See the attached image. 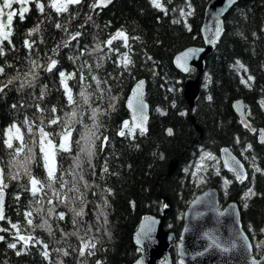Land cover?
Listing matches in <instances>:
<instances>
[{"label":"trees","instance_id":"1","mask_svg":"<svg viewBox=\"0 0 264 264\" xmlns=\"http://www.w3.org/2000/svg\"><path fill=\"white\" fill-rule=\"evenodd\" d=\"M209 1L191 0L195 11L191 17L186 18L192 28L191 32L183 23H172L174 19H182L178 9L185 7L184 0H171L170 3L165 0L169 9L167 15L154 9L149 0H116L109 7L96 9L95 12L89 7L92 0H83L82 4L72 6L69 13L60 16L50 13L47 8L42 15L34 4H29L27 6L30 11L25 14L23 21L18 16L13 18L12 40L15 47L6 45V54L0 56V65L5 67V75L0 76V81H6L18 71H27L31 60L46 67L51 57L58 64L52 72L44 71V67L38 68V76L32 87L17 90V82L6 89L5 94H0V130L13 123L26 127L23 122L27 118L36 124L44 119L47 131H60L56 125L47 127V121L53 115L50 112L53 106L57 108L55 115L61 117L73 107L67 104L59 82L58 72L64 71L66 74L76 73L68 83L75 100L81 105L78 111H83L84 124L91 126V109L98 107L101 113L98 115V135L101 140L104 136L108 137L103 146L100 140L96 141V155L92 160L94 172L86 162L83 164V175L90 185L85 189L83 182L79 183L84 193L83 205L80 199L74 201L77 208L85 206L81 235L85 224L93 226L88 236L95 238V255L81 258L78 251H73L78 249L79 240L71 235L65 237L60 231L63 229V232L71 233L76 230L71 222L72 213L64 204L56 202L55 213L48 217L46 209L53 205L47 204V197L43 203L45 211L39 216L34 213V223H40L41 217L48 219L53 235L39 228L35 232L31 228H21V234L31 232L49 245L52 264H57L60 260L63 264H79L81 259L86 264H96L97 261L101 264H133L141 253L133 235L142 216L153 214L161 217L164 205L169 206L165 225L179 237L189 203L205 186L218 187L222 203L236 200L241 207L244 228L252 240L264 239V233L260 232L264 228V175L255 173V179L252 180L253 164L264 169V143H259L257 135L258 129L264 127V104L261 103L264 101V0H239L225 16L224 35L206 59L202 94L191 109L183 97V86L186 77H196L197 71L191 69L188 75L182 74L175 67L174 58L187 47L203 45L201 25ZM13 8L18 9L19 5L14 4ZM173 8L177 11H172ZM88 15L92 16L91 21H87ZM56 23L66 26L72 33L81 31L82 35L78 41H71L68 47H64L68 36L65 31L55 27ZM37 24L40 25L39 32L27 37L28 31ZM81 24L85 26L81 28ZM118 29H123L129 35L130 52L123 47L122 41L113 42L112 47H119V52L111 51L103 44V52H93L96 43L106 41ZM26 38L30 42L35 41L31 50L24 47L23 41ZM54 49H57L55 53ZM124 52H129L133 62L128 69L121 64ZM237 60L245 66L247 72L238 69ZM97 63L101 67L97 68ZM8 64L12 67H7ZM81 72L86 77L84 86L92 93L89 98L90 106L83 105L78 95ZM92 75L102 81L99 89L91 79ZM249 75L254 79L249 81L250 87H246L241 83V77L247 79ZM143 78L146 79V98L150 103L149 131L144 136L137 134L134 140L120 137L118 132L122 122L130 120V113L125 106L126 99L134 84ZM42 91L45 93L43 99L40 98ZM209 96L212 97L211 100L208 99ZM113 97L116 99L113 100ZM239 97L248 105V118L256 129L255 132L241 124L232 108V101ZM173 102L175 108L172 107ZM110 104L115 105L114 110L109 107ZM13 105L16 107L13 108ZM36 105L44 111H38ZM157 108L166 111L167 115H161L156 111ZM180 112L186 115L181 116ZM196 125L200 126L201 131ZM76 128L77 131L73 132L74 139L79 138L82 125L77 124ZM168 128L173 129L172 136L166 134ZM25 141L31 146L27 135ZM249 144L252 148L245 151ZM224 146L231 147L246 163L249 179L240 183L232 173L224 169L221 162L206 160L207 170L201 172L205 182L198 187L193 175L196 162L205 151L219 156L220 149ZM76 151L78 149L74 145L72 153H64L58 157L64 170L72 168ZM9 159V150L0 143V167H6ZM175 160L178 161L177 169L172 175H168L169 167ZM105 164L108 167L107 173L103 171ZM217 168L220 175H216ZM32 171L42 178V167L33 165ZM224 178L232 181L227 186V191ZM65 179L70 181L72 178L66 176ZM6 182L7 219L0 221V226L9 231L0 232L5 236L4 242L0 244V264H49V260L40 255L39 245L30 247L21 256L15 254L16 250L7 247L8 243L15 242V230L11 229L9 221L26 225L23 213L34 210L36 205L30 193L21 187L26 179ZM248 187H254V191L260 195L249 199L248 207L244 208L245 201L242 197ZM108 189L111 190L110 194L106 191ZM17 195L20 196L19 200L16 199ZM105 198L108 201L107 207H104ZM98 205L107 215L106 225L103 217L97 220L100 211ZM60 212L65 213L64 220L57 218ZM250 225L255 230L256 239H253V232L249 231ZM106 232L110 235L105 234ZM20 247L18 244L17 250ZM56 248L67 250L70 255L63 256L62 253L53 251ZM255 250L258 252L256 248ZM171 254L175 261V247L171 248Z\"/></svg>","mask_w":264,"mask_h":264},{"label":"snow or ice","instance_id":"2","mask_svg":"<svg viewBox=\"0 0 264 264\" xmlns=\"http://www.w3.org/2000/svg\"><path fill=\"white\" fill-rule=\"evenodd\" d=\"M151 6L163 12L165 15L168 14L169 9L166 7L165 0H149ZM168 3L171 0H167ZM229 4H234L236 0H228ZM83 3V0H0V56H4L5 46L15 47L13 44L12 36V24L13 18L18 16L21 21L25 19V14L30 11V8L27 6L29 4H34L35 8L43 15L45 14V9H49V12H54L57 16L67 14L70 12V8L75 5H80ZM113 3V0H92V3L89 5L92 12H95L96 9H102L107 7L109 4ZM19 5L18 9H14L13 5ZM185 7L179 8L178 13L182 19H174L172 23L180 24L183 23L189 32L192 31L191 26L187 23V17H191L194 14L195 9L192 8L191 0H184ZM187 9V10H186ZM172 11H177V9L173 8ZM92 16H87V21H91ZM86 21V23H87ZM85 25L81 24L80 27L83 28ZM55 27L58 29H62L67 33V40L64 42V47H68L71 41H78V38L82 35L81 31H76L74 33L69 32L68 28L61 23H56ZM40 25L37 24L35 27L30 29L27 33V37H32L34 33L39 32ZM223 28L219 19L215 24L214 32L212 37L208 42L215 44L218 38L221 36ZM132 39H138V37H132ZM114 41H122L123 47L128 48L129 52L131 51V45L129 44V35L123 30L118 29L114 34H112L106 41L96 43L93 48V52H103V47L109 48L111 51L119 52V47L113 48ZM35 41H31L26 38L23 41L24 47L31 50ZM59 47V46H58ZM57 49H54L55 53ZM199 51H203L200 49ZM129 52H124L121 55V64L125 69L129 68L131 65L132 59L129 56ZM195 50L190 49L188 52L182 54V56L177 57V64L184 68L185 71L188 69L181 63L182 61H186L189 58L190 54H194ZM83 55V52L80 53ZM79 57H77L78 59ZM69 59H73V57H69ZM151 59V57H149ZM58 61L49 57V63L46 67L37 63L36 60L29 61L30 67L25 72H17L15 76L11 78H7L6 81H0V94H5V90L10 86H13L15 83H19V88L17 90H21L26 87H32L33 82L36 80L38 76V72L36 71L38 68L44 67V71L52 72L53 69L56 68ZM236 66L238 69H243L247 72L245 66L239 61H236ZM7 67H12L11 64H8ZM83 67V66H81ZM96 67H101V64L97 63ZM89 72H91V68H89ZM5 75V67L0 65V76ZM60 78V85L63 89V94L67 98V104L69 106H73L71 111L65 112L64 116L55 115L57 113V108L53 106L50 109V112L53 114L50 119L47 121V127H51L52 125H56L60 128V131H47L45 126L44 119L40 120L39 124H36L34 121H29L25 118L23 124L26 127H22L21 125H17L15 123L9 125L6 129L0 130V143H2L3 147L9 150L10 159L7 162L6 167H0V221H5L7 217L4 212V204H5V189L8 188V182L10 180L19 181L21 179H26V183L21 185L24 191L30 193L33 197V202L36 207L34 210H27L23 213L24 219L26 221V225H20L17 223H11L9 221L11 229L15 230L14 240L15 242L8 243L7 247L9 249L16 250L15 254L17 256H21L25 254L30 247L40 246V255L44 257L45 260H49V264H52L50 261V251L49 245L45 243L43 240L39 239L36 236H33L31 232H28L27 235L21 234V228L23 227L25 230L31 228L32 232H35L37 228L45 230L49 235H53V228L49 224L48 219L41 217V222L36 224L34 223V213L36 216H39L42 212L45 211L43 207V203L45 201V197H47V204L53 205V207H48L46 209L47 216L51 217L55 213V203L64 204L69 208V211L72 213L71 222L76 229L71 233L63 232L61 229V233L63 236L67 237L69 235L77 237L79 240L78 249H73V251H78V256L84 258L86 256L95 255L94 249L96 248V243L94 242V237H89L88 233L92 231L93 226L89 224L84 225L83 235L80 233V227L82 223V218L85 215V206H81L79 208L75 207L74 201L76 199H80L83 205L84 201V193L81 191L79 187V183L83 182V186L85 189L89 188L90 185L85 180L83 175V164L86 162L90 168L93 169L95 166L92 163L93 158L96 155V141H101V146H103L107 141L108 137L104 136L101 140V136L98 135L99 131V123H98V115L100 113V109L98 107L91 109L90 119L92 120L91 126L84 124L83 122V111H78L81 108V105L75 100L73 95L72 87L69 85L68 81L72 80L76 73H68L66 74L64 71L58 72ZM30 77V79H29ZM86 77L83 75V72L79 75V82L81 84L80 91L78 93L79 97L83 101V105H89V98L92 93L87 91V88L84 86V81ZM91 79L96 82V87L99 89L102 81L95 75L91 76ZM254 78L249 75L247 79L241 77V83H243L246 87H250L249 81H252ZM106 83V81H104ZM144 85L145 81L140 80L136 83L135 87L132 89V94L127 100V107L131 110V120H124L118 132L120 137H130L131 139H136L137 134L140 136H144L148 132L147 128V120L148 116L146 114V109L148 108L147 103L144 100ZM90 87V85L88 86ZM175 89H170V91H174ZM45 93L42 91L40 98L43 99ZM113 100L116 97L112 98ZM209 100L212 99L211 96L208 97ZM264 104V101L261 102ZM90 106V105H89ZM13 108L16 105L12 106ZM110 108L114 110L115 105L110 104ZM172 107L175 108V102L172 103ZM239 107V104L237 105ZM38 111L43 112L44 109H41L39 105H36ZM157 112L161 115H167V112L157 108ZM181 116L186 115L184 112L179 113ZM82 125V130L79 131L78 139L73 138V132L77 131L76 125ZM245 127H250L247 123L244 125ZM253 132L256 129H251ZM166 134L168 136H172L174 131L172 128L166 129ZM28 136L31 141V146L25 141V136ZM260 142L264 143V130L260 132ZM237 143H239V139L237 138ZM78 149L75 155L73 156V166L69 170H64L62 166L58 162V157L62 156L64 153H72L73 146ZM252 148V145L249 144L245 151ZM38 149V152L36 151ZM222 152L228 157L224 161V167L228 168L230 172H232L235 176V180L243 183L246 179H248L247 172L244 170V165L237 160L235 157H232L227 148L223 149ZM161 158H163L161 156ZM247 159V157H245ZM255 160V158H252ZM215 161L217 157L214 156L211 152H203L200 157V163L196 165V172L203 170H207V165H205L204 161ZM33 165L37 167H42L44 172L42 174V178L40 176L34 175L32 168ZM254 168L252 180L255 179V173H260L264 175V169H261L259 166L253 164ZM215 167V165H213ZM103 171L105 173L108 172V167L105 164ZM187 171V169H185ZM196 172L193 175H196ZM216 175H220V170L216 169ZM66 176H71V180L65 179ZM199 182H205L203 176L199 177ZM223 183L225 185V191H227V186L232 183L231 180L224 178ZM111 192L110 189L106 190ZM74 195H69V194ZM95 194V193H94ZM257 195H260L254 191V187H248L247 190L243 193L242 199L245 201L244 208L248 207L247 201ZM16 199L19 200L20 196L17 195ZM108 201L105 198L104 207H107ZM100 208V206H97ZM167 207V205H164ZM223 215V213H221ZM103 217L104 224H107V215L103 211V208H100V211L97 215V220ZM57 218L59 220L65 219V213L60 212L57 214ZM146 220L150 218H145ZM9 229L5 227H0V232H8ZM99 231V229H97ZM142 231L145 233L151 231L150 225H142ZM249 231L253 232V239L255 237V230L249 226ZM261 233H264V228L260 229ZM110 235V233H105ZM244 241V247L246 251L251 252L254 245L248 241L247 236L240 237ZM5 240L3 235H0V241ZM20 244L21 247L17 250V245ZM208 247H214L216 249L221 250L224 253H229L233 249L237 247L235 241L230 242L227 246H223L220 242H218L215 238H212V243ZM264 247V240H259L255 244V248L260 250ZM53 251L57 253H62L63 256L70 255L69 251L61 248H56ZM57 264H63V261L60 260ZM79 264H86V261L81 259ZM96 264H101L100 261H97ZM251 264H262L261 260H257L255 256L251 258Z\"/></svg>","mask_w":264,"mask_h":264},{"label":"water","instance_id":"3","mask_svg":"<svg viewBox=\"0 0 264 264\" xmlns=\"http://www.w3.org/2000/svg\"><path fill=\"white\" fill-rule=\"evenodd\" d=\"M115 1L116 0H113V3ZM238 1L239 0H236L234 4H229L228 0H210L206 6L204 19L201 25L203 45L187 47L177 53L174 58L175 67L182 74L188 75L191 69L197 71L196 77H186L183 86V97L188 102L191 109L195 107L197 100L202 94V82L205 76L206 59L213 53L217 43L223 37L225 32V16ZM113 3L109 4L107 7ZM217 19H219L223 31L217 42L212 44L208 41L213 35ZM190 49L195 50V53L190 54L186 61L181 62L188 69L185 71L183 67L178 66L177 57L182 56L183 53L188 52ZM200 49H203V51H199ZM140 80L145 81L143 92L144 100L148 105L146 114L148 116L147 128L149 131L151 112L150 103L146 98L147 83L144 78ZM131 94L132 90L125 102L126 109L130 113V120L131 110L127 107V100ZM238 104L239 107H237ZM232 108L243 126L245 123L250 125V127L244 126L245 128L250 131H252L251 129H255L248 118V105L243 98L239 97L234 99L232 101ZM192 120L195 121L194 116H192ZM196 128L201 131L199 125H196ZM261 130H264V127L259 128L257 131L259 143H261ZM225 148L229 150L232 157H235L244 165V170L247 172L249 179L250 173L246 163L229 146L222 147L219 152L223 167L224 161L228 158L222 152ZM177 165L178 161L175 160L169 167L168 175H172L175 172ZM224 169L230 172L228 168L224 167ZM5 193L4 212L7 201L6 190ZM220 196L221 191L215 186H210L197 195L189 203L184 213V223L179 237H177L173 231L168 230L165 225L166 216L170 211L169 206L165 207L161 217L153 214L143 215L133 235L136 246L141 250L139 257L133 264H251V258L253 256H255L257 260H261L262 264H264V247H262L260 252H256L254 246L252 251L248 252L244 247V241L240 238L241 236H247L248 241L254 245L252 238L244 228L239 203L236 200L222 203ZM221 213H223V215H221ZM145 218L150 219L146 220ZM142 225H150L151 231L145 233L142 231ZM0 235L4 236L2 233H0ZM212 238H215L223 246H227L230 242L235 241L237 247L229 253H224L214 247H208L212 243ZM3 242L4 240L0 241V244ZM173 247H175L176 250V263L171 254V248Z\"/></svg>","mask_w":264,"mask_h":264},{"label":"rangeland","instance_id":"4","mask_svg":"<svg viewBox=\"0 0 264 264\" xmlns=\"http://www.w3.org/2000/svg\"><path fill=\"white\" fill-rule=\"evenodd\" d=\"M215 156V155H214ZM217 157V161H218V163L219 162H221L220 161V157L219 156H216ZM198 163H200V159L196 162V164H195V166H194V172H196V165L198 164ZM205 165H207V162L206 161H204L203 162ZM203 171H205V170H201V171H199V172H196V175L194 176V180H195V182H196V184L197 185H199L198 187H201L202 186V184L203 183H200L199 182V177H201L202 175H201V172H203ZM208 186H205V187H203V190H205L206 188H207ZM1 227V226H0ZM264 240V239H263ZM258 241H256V240H253V243H254V246H255V244L257 243ZM262 249V248H261ZM261 249L260 250H257L258 252H260L261 251ZM174 260V259H173ZM175 263H176V256H175V261H174ZM177 264V263H176Z\"/></svg>","mask_w":264,"mask_h":264}]
</instances>
